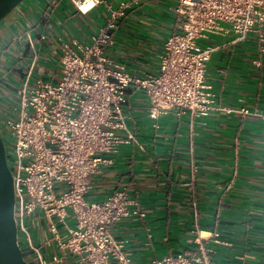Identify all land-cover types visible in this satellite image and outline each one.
<instances>
[{
    "label": "crops",
    "instance_id": "1",
    "mask_svg": "<svg viewBox=\"0 0 264 264\" xmlns=\"http://www.w3.org/2000/svg\"><path fill=\"white\" fill-rule=\"evenodd\" d=\"M121 1L103 0L86 14L70 0H26L13 9L0 27V115L8 90L3 72L11 57L26 60L15 52L19 43L29 49V28L47 35L40 39L36 31L34 39L46 58L53 59L61 38L90 42ZM129 1L106 52L131 74L156 73L163 44L177 30L176 0ZM17 35L22 38L13 43ZM234 40V35L209 40L216 48L206 72L215 103L234 111H170L156 118L145 90L127 91L133 137L120 146L112 164H103L93 176L87 197L103 201L127 188L138 201L145 215L113 226L133 264H156L167 255L194 250L200 230L219 233L207 239L214 264H264V55L255 33ZM242 108L250 112H239ZM44 226L41 221L36 242L50 257L49 264H81L77 255L46 243L51 233Z\"/></svg>",
    "mask_w": 264,
    "mask_h": 264
},
{
    "label": "built area",
    "instance_id": "2",
    "mask_svg": "<svg viewBox=\"0 0 264 264\" xmlns=\"http://www.w3.org/2000/svg\"><path fill=\"white\" fill-rule=\"evenodd\" d=\"M102 1L70 3L86 14ZM130 4L121 1L90 42L61 38L53 59L46 58L34 39L36 31L40 39L47 35L29 28V49L24 51L26 47L19 43L15 52L26 60H7L3 74L8 90L0 134L15 175L18 241L29 264H49L50 257L36 242L41 221L51 233L46 243L55 242L63 251L77 255L81 264H133L125 241L115 236L113 226L135 214L144 216L138 201L127 188L116 189L103 201L87 197L93 176L103 164H112L120 146L133 137L128 126V89L145 90L156 118L170 111L231 112L234 109L215 103V93L207 83V63L216 48L209 40L234 35V41H241L255 33L264 55V0H176L177 30L163 44L158 71L131 74L106 52L114 41L112 29L118 16ZM21 38L17 35L12 41ZM238 111L250 112L247 108ZM218 235L200 230L194 250L155 262L214 264L207 239ZM52 259L60 257L55 254Z\"/></svg>",
    "mask_w": 264,
    "mask_h": 264
},
{
    "label": "water",
    "instance_id": "3",
    "mask_svg": "<svg viewBox=\"0 0 264 264\" xmlns=\"http://www.w3.org/2000/svg\"><path fill=\"white\" fill-rule=\"evenodd\" d=\"M26 0H0V25L5 17ZM15 175L7 160L0 134V264H29L18 241Z\"/></svg>",
    "mask_w": 264,
    "mask_h": 264
},
{
    "label": "snow or ice",
    "instance_id": "4",
    "mask_svg": "<svg viewBox=\"0 0 264 264\" xmlns=\"http://www.w3.org/2000/svg\"><path fill=\"white\" fill-rule=\"evenodd\" d=\"M91 6H92V4H91V3H89L88 7H91Z\"/></svg>",
    "mask_w": 264,
    "mask_h": 264
},
{
    "label": "rangeland",
    "instance_id": "5",
    "mask_svg": "<svg viewBox=\"0 0 264 264\" xmlns=\"http://www.w3.org/2000/svg\"><path fill=\"white\" fill-rule=\"evenodd\" d=\"M2 24V23H1ZM0 27H1V25H0ZM46 80H48L47 78H46Z\"/></svg>",
    "mask_w": 264,
    "mask_h": 264
}]
</instances>
